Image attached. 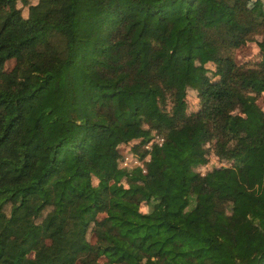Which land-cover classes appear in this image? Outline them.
<instances>
[{
	"label": "trees",
	"instance_id": "obj_1",
	"mask_svg": "<svg viewBox=\"0 0 264 264\" xmlns=\"http://www.w3.org/2000/svg\"><path fill=\"white\" fill-rule=\"evenodd\" d=\"M259 101L264 0H0V264H264Z\"/></svg>",
	"mask_w": 264,
	"mask_h": 264
},
{
	"label": "rangeland",
	"instance_id": "obj_2",
	"mask_svg": "<svg viewBox=\"0 0 264 264\" xmlns=\"http://www.w3.org/2000/svg\"><path fill=\"white\" fill-rule=\"evenodd\" d=\"M20 7H22L23 13L27 15V7L23 6L22 4H20ZM233 57L238 64H244V63L251 64L257 62L260 59L259 47L257 46L255 41H250L244 44L243 46H241L240 48L235 49L233 53ZM13 64L14 61H10L8 66L11 67ZM208 65L211 66L210 63ZM187 100L189 103L188 106L189 110L196 109L198 101L193 91L188 92ZM259 103L262 107L264 106V104H262L260 101ZM211 160L215 162V157L212 156ZM211 166L214 167V165H210V167ZM143 210H145V207H143ZM90 237L91 239L95 240L93 236L90 235Z\"/></svg>",
	"mask_w": 264,
	"mask_h": 264
},
{
	"label": "built area",
	"instance_id": "obj_3",
	"mask_svg": "<svg viewBox=\"0 0 264 264\" xmlns=\"http://www.w3.org/2000/svg\"><path fill=\"white\" fill-rule=\"evenodd\" d=\"M155 141L160 142L161 139H159L158 137H156L154 139ZM150 144L148 143L146 145V148H149ZM212 156L215 157V162H213L211 160ZM145 159H148V157H145ZM214 163V164H213ZM210 165H214V167H221L226 165V163L224 161H221L218 156H216L214 153H210L207 157V161L206 163H204L203 165L198 167V170L200 171L201 174L206 173L208 170H210L212 168V166L210 167ZM123 166L125 167H142L143 166V161L138 158L137 156H133L130 154H126L123 160Z\"/></svg>",
	"mask_w": 264,
	"mask_h": 264
}]
</instances>
